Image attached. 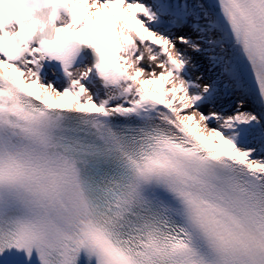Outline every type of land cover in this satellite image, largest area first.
<instances>
[{
  "label": "snow or ice",
  "instance_id": "1",
  "mask_svg": "<svg viewBox=\"0 0 264 264\" xmlns=\"http://www.w3.org/2000/svg\"><path fill=\"white\" fill-rule=\"evenodd\" d=\"M0 264H264V0H0Z\"/></svg>",
  "mask_w": 264,
  "mask_h": 264
},
{
  "label": "rangeland",
  "instance_id": "2",
  "mask_svg": "<svg viewBox=\"0 0 264 264\" xmlns=\"http://www.w3.org/2000/svg\"><path fill=\"white\" fill-rule=\"evenodd\" d=\"M193 72H194V75H196V76L200 74L199 70H194ZM191 75H192V73H191ZM193 78H195V77H193Z\"/></svg>",
  "mask_w": 264,
  "mask_h": 264
},
{
  "label": "bare ground",
  "instance_id": "3",
  "mask_svg": "<svg viewBox=\"0 0 264 264\" xmlns=\"http://www.w3.org/2000/svg\"><path fill=\"white\" fill-rule=\"evenodd\" d=\"M193 71H194V70H193ZM193 71H192V76H193V77H196V75H194V72H193Z\"/></svg>",
  "mask_w": 264,
  "mask_h": 264
}]
</instances>
